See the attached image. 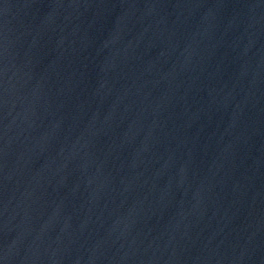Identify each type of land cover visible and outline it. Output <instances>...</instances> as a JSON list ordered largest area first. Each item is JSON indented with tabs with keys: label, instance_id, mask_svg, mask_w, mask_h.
<instances>
[{
	"label": "water",
	"instance_id": "95a60500",
	"mask_svg": "<svg viewBox=\"0 0 264 264\" xmlns=\"http://www.w3.org/2000/svg\"><path fill=\"white\" fill-rule=\"evenodd\" d=\"M0 264H264V0H0Z\"/></svg>",
	"mask_w": 264,
	"mask_h": 264
}]
</instances>
